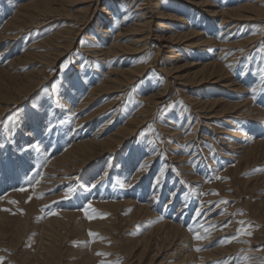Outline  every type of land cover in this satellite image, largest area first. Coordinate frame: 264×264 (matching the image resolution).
Segmentation results:
<instances>
[{"label":"rangeland","instance_id":"374dc122","mask_svg":"<svg viewBox=\"0 0 264 264\" xmlns=\"http://www.w3.org/2000/svg\"><path fill=\"white\" fill-rule=\"evenodd\" d=\"M28 1L30 0H0V33L3 35L0 40V98L5 96L10 99H16L10 103L0 99V166L11 165L10 155L13 153L15 157L25 160L29 159V162L33 163L34 167L31 166L30 177L35 174L39 167L41 169H39L40 176L44 174L45 176L36 177L37 184L33 183L40 190L37 194L31 196L33 201L28 200L23 195L20 197L19 193H22V191L20 192L19 190L18 192V189H28L23 183L13 187L12 189H15V191L10 188L12 193L7 190L6 193L0 195V214H4L3 216L5 217V222H0V261H2V264H187L189 261L181 262L182 256L176 250L177 243L181 242L182 244L180 243V245L183 246L187 242V238H192L193 244L191 246L195 249L193 251H195L196 255H198L196 259H199V261L196 260L197 263L194 262L195 264H243L245 258L248 259V264H262L264 262V154L255 153L248 159L241 160L240 162H244L243 164L234 159H229V156H231L230 152L234 151L235 147L233 148V146H236L235 144L247 146L246 141L250 137V132L252 134L255 130H258L259 133L256 132V134H261L264 137V124H262L264 122V75L260 72V69L264 68V24L251 21L248 24L228 23L222 26L221 16L207 14L209 9L216 14H221V10L223 12L235 9L258 0H205L212 6L205 8L178 0H157L155 2L161 5V9L165 14H173L174 18L171 17L172 20L163 21L164 23H170L171 31L174 32L185 27L184 25H178L175 29L171 26L176 23L180 24L179 20L182 24L184 20L191 19L192 23H188V25L191 24L189 27L193 28L189 29V31L198 32L199 30L198 34H200V37L193 39V43L199 44L204 42L205 39L211 41L207 47H203V45L196 48H188L186 47L187 45L179 47L176 51V56L181 57L178 65L181 66L184 63H200L199 65L207 63L224 64L228 76L226 78L230 80L231 86L235 87L224 89L214 87L206 77L201 80L202 78L199 76L197 80H194V82H200L198 86L197 84L191 85V83L183 84L182 81H185V77L182 78V81L175 80L174 83L173 76H169L167 78L171 82V87L168 88L164 98L162 97L155 106L147 104L144 100L151 95L150 89L152 86L159 90L166 78L163 73L164 68L172 66L168 63L167 57H174V55L159 53L156 59L158 44L152 42L151 46L145 47V50L139 53L135 59V61L139 60L144 65H148V70L145 71L144 75L138 78L133 85L120 89L119 92L105 90V92L98 93V96L94 97L91 92L104 81L110 68L115 71L118 68L129 67L131 63L125 58H111L103 55L104 52L100 51L103 47H95L96 51H92L93 48L89 47L90 45L99 46L101 44L106 47L112 38L119 33V30L123 28L120 25L123 14L128 10H135L141 2H147L146 6L151 11V16H154L152 11L153 1L136 0L135 3L131 2L132 0H96V17L94 16L89 21V26L86 25L84 27L85 30L79 33H77V30L82 29L81 24L85 21L83 18L87 17L90 11L83 13L86 14L85 16L81 13L83 16L79 18L83 19L81 22H77L78 19L75 20L74 18L80 15V13L76 12H80V10L82 12L86 7V0H62V5H59L60 9L58 7L57 9L64 13L62 12L61 14L57 11L60 13L58 17L54 16L50 19L36 18L37 13L36 10L34 13V9L28 10L29 12L26 11L28 16L22 18L23 14H19L14 17L20 6ZM174 1L178 2L180 9L177 8L172 11L169 6L170 2ZM178 4L175 3L174 5ZM123 5H127V7L124 8ZM185 9L188 11H185ZM114 19H117L118 23H115ZM99 20L103 21L102 27L97 28L95 26ZM32 22L33 24H31ZM63 28L66 30H62ZM153 29L154 31L150 35L152 39L154 38L153 34L155 35L157 32L156 27ZM165 30L168 31L167 29L163 31ZM56 32L63 34L64 38L60 37L54 41L55 43L51 41V44H45L46 41L56 35ZM105 32L108 33L107 37L109 39L107 40ZM165 33L168 34L169 32ZM76 34L78 35L74 38ZM201 37L203 39H200ZM253 37H256L255 41L252 40L247 45L238 44L244 43ZM117 39V43L121 44L122 41V44H127V39L124 36ZM72 41H74L73 44H71ZM260 41H262L261 45H259ZM222 44L223 47L224 44L230 47H224L226 50L224 52L222 51ZM47 45L51 48L47 47ZM31 52L34 55L33 58L25 62V55ZM35 55H41L40 57L43 60H39ZM45 57L50 59V64H45ZM154 60L155 64L153 63ZM190 60L192 61L191 63ZM62 64L67 65L63 71L61 70ZM229 65H231V68H229ZM188 70L190 72L186 71V69L185 71L179 70L180 73L177 75H186L187 72L190 74L193 72L191 69ZM29 72H31L36 83L30 92L20 96L10 88L8 85L9 79L4 76L17 77ZM172 83L175 86H172ZM209 90H213L214 99L230 102L233 105L249 101L248 106L252 107L250 109L255 111L259 109V111L258 113H255V111L252 113L247 109L244 110V107L239 110L240 113L233 115V118L228 120L229 122L227 118L232 116V114H226L227 116L225 115V117L221 118L220 114L219 116L215 114L217 110L213 112L209 109L200 111L196 103L205 102L203 96ZM256 93L258 98L257 96L255 97ZM90 97L93 99L91 101L93 103L84 106L86 100ZM254 97L257 99L255 100ZM252 101L254 102L253 106L252 104L250 105V103H253ZM33 105L37 107L34 108ZM107 105L109 109L101 110ZM149 105L152 108L147 112L145 107ZM254 106L256 107L254 108ZM47 110L50 111L48 112ZM262 111L263 113H261ZM44 112H47V114L45 115ZM11 113H18V122L15 125L8 124L5 127L4 118ZM135 115L138 118L145 117L146 119L144 122L141 121L123 146L112 151L104 150L105 152H101L100 150H95L93 158L85 165H81L82 167L77 170L63 169V171L61 170L62 172L58 171L60 174L58 176L54 175L55 172L53 174L44 173L46 171H44L45 165L47 168L48 164L52 162V158L55 160L61 157L63 151L65 154L71 148L70 145L85 141V139L91 138L92 134L98 141H102L103 136L104 138L110 136L116 130L124 127ZM213 115L216 118L209 119ZM254 115L257 118H254ZM171 119L172 121H170ZM47 121H49L48 124L54 123L56 125L52 132L53 135L44 131L48 125ZM248 122H252L253 126H250L252 123ZM244 123L249 124L250 127ZM106 124L107 127L105 126ZM178 124L182 129L171 132L175 126L178 127ZM251 128H253L252 131ZM233 131H238L235 138L231 137L233 136ZM142 132L147 135L141 136ZM85 133H87V136ZM186 135L187 137H185ZM64 137L68 138V140ZM177 137L181 139H177ZM149 140L153 141L155 151L153 144L148 143ZM179 140H182V142ZM38 144H43V146L40 145L39 148ZM21 145L23 146L20 147ZM28 145H31V147ZM61 147L64 149H61ZM41 150L45 153L41 154ZM26 151L28 152L27 154ZM38 156L41 157L42 161ZM178 161L181 163H178ZM184 161H186L187 166L182 164ZM179 164L181 165L179 166ZM154 165L160 167L155 168ZM42 167L44 168L42 169ZM162 169L165 176L163 175V179L161 178L162 182L155 186L154 179L160 174L159 172ZM207 174L209 177H207ZM47 176L53 180L48 178L50 180L47 181ZM42 177H46L44 178V181H47L44 183L46 185H40L39 179ZM33 178L35 179V176ZM89 182L91 184L96 183V187L88 190L86 186L91 185ZM147 182L148 184H146ZM176 185H179L177 189L175 188ZM68 187L75 188L76 192L71 198L65 199L63 198V193ZM147 191L149 192L146 193ZM184 193L187 194L185 195ZM169 194L172 195L169 196ZM12 195H15L17 200ZM180 198H184L185 202ZM126 199L129 200L127 201ZM11 201H15V203H11ZM222 201H227V203H222ZM110 203L117 204L118 207L111 210L110 207L105 209L99 206ZM88 204H91L89 211L91 219L86 217L83 211ZM138 207H146L153 214L129 220V216ZM195 210L201 211V215L197 217ZM50 212H55L56 215H50ZM16 221L18 222L16 223ZM48 221L49 225H46ZM102 221H105L102 227L104 232L96 231L97 229L93 228V225ZM240 221L244 223L241 224ZM163 222L167 225L169 223L170 226H177L186 238L184 237L183 241H180L179 238L182 236L179 234L175 240L177 243H171L170 237H165L162 232H150V229L152 231L155 226L157 227ZM204 223L210 224L211 227L205 228ZM14 224H19L20 231L23 230L20 238L15 233ZM21 225L23 226L22 229ZM190 227L204 237L203 242L202 239L197 242L194 241L193 232L189 231ZM241 228H244L245 231L241 232ZM90 232L96 235L89 236ZM144 236L150 239V247L146 251H142L143 247H145L144 243L142 246L134 247L135 242ZM50 240L52 244L49 249L52 248L53 252L48 262L44 260L47 256L46 251L44 250L43 252L40 248L46 247ZM170 244L173 245L171 246ZM220 247H223V249L231 248V250L217 257ZM197 248L200 250L197 251ZM156 252H158V255L155 254ZM98 253L105 255H98ZM203 253H210L211 256ZM151 259H153V262H150Z\"/></svg>","mask_w":264,"mask_h":264},{"label":"bare ground","instance_id":"6f19581e","mask_svg":"<svg viewBox=\"0 0 264 264\" xmlns=\"http://www.w3.org/2000/svg\"><path fill=\"white\" fill-rule=\"evenodd\" d=\"M136 0H132L131 2H135ZM137 1H140V0H137ZM145 1V0H144ZM151 1H153V13H154V16L152 15L151 16V11L149 10V8L146 6L147 5V2L145 1V2H141L137 7H136V9L135 10H128L125 14H123V16L121 17L122 18V20H121V24L120 25H122L123 26V28L122 29H120L119 30V33L115 36V37H113L112 38V40L110 41V43H108V45L105 47V46H103L102 44L101 45H99V46H96V45H90L89 47L90 48H93L92 49V51H96L95 50V47L97 48V47H103V48H101V50L100 51H102V52H104V54L103 55H107V56H109V57H111V58H113V57H120V58H125V59H127V60H129L130 62L129 63H131L130 65H129V67H124L123 69H120V68H118V69H116L115 71H112L111 70V68H110V71L109 72H107V74H106V77H105V79H104V81L98 86V87H96V89H94L91 93H92V95H94V97L95 96H98L97 94L98 93H101V92H105V90H113V91H115V92H119L120 91V89H123V88H126V87H128V86H130V85H133L134 83H135V81L136 80H138V78H140L142 75H144V73H145V71L146 70H148V65H144L142 62H139V60H137V61H135V59L138 57V54L139 53H141V52H143L144 50H145V47H147V46H151V44H152V42H154V43H157L158 44V47H157V53H156V59H157V56H159V53H165V54H169V55H171V56H173L174 55V57H167V61H168V63L170 64V65H172V66H169V67H166V68H164V70H163V73H164V75L166 76V78H165V80L163 81V83L161 84V89H160V87H159V90H157L156 88H154L153 86H152V88L150 89V91H151V95L148 97V98H146L144 101H146L147 102V104H150L151 106H155L156 104H158L159 103V101L162 99V97L164 98V96L166 95V93H167V90H168V88L169 87H171V82L168 80V78L167 77H172L173 76V82L175 83V80H177V81H182L183 79V77H185L184 79H185V81L183 80L182 82H183V84H190L191 83V85H195V84H197V86L200 84V82H198V81H195L194 82V80H197V77L199 76V77H201L202 79L201 80H203V77H206L207 79H208V81L210 80V82H211V84L212 85H214V87H219V88H231V87H234V86H231V83L229 82L230 80H228L227 78H228V76H227V73H226V69L224 68V64H217V63H207V64H203V65H199V64H185L184 62V64H180L181 66H179L178 64L180 63V61H181V57H177L176 56V51H177V49L179 48V47H181V46H184V45H187L186 47H188V48H196V47H202V46H200V45H203V47H207V45L209 44V43H211V41H209V39H205V41L204 42H202V43H199V44H195V43H193V39L194 38H196V37H200L199 35L200 34H198V32H199V30H198V32H196V31H189V29L191 30V28H193V27H189L191 24H189L188 25V23H192V20L191 19H189V20H184L183 22H182V24H181V22H180V20H179V23L180 24H174V25H171L172 27H174L175 29H176V27L179 25V26H182V25H184L185 27H183V28H181V30H176V31H171V29H170V23L168 24V23H164L163 21H165V20H172L171 19V17H173L174 18V16H172L173 14H171V15H167V14H165L163 11H162V9H161V5L158 3H155L157 0H151ZM178 1H184V2H186V3H192V4H194V5H196L197 7H201V8H205V7H212V6H210V4H208V2L207 1H205V0H178ZM231 1V0H230ZM125 2V1H124ZM176 4H178V2L177 1H174ZM174 2H170V6H169V8L173 11V10H175V9H177V8H179L180 9V6H179V4L178 5H174L175 3ZM62 3H63V1L62 0H30V1H28L27 3L25 2V4H22L21 6H20V8L18 9V11H17V13H16V15L14 16V17H17L19 14H23L22 15V18L24 17V16H28V15H26L27 14V12L26 11H28V10H31V9H34V13H35V10H36V18H39V19H50V18H53L54 16H57L58 17V14H62V12L63 11H59L58 9H57V7L59 8V5H62ZM86 7L83 9V11L81 12V10H80V12L78 11V12H76V13H80V15H81V13H82V15L83 16H85L86 14H83V13H86V12H89V14L87 15V17H84L83 19L85 20V21H83L82 22V24H81V28L82 29H80V30H77V33H79V32H81L82 30L84 31L85 29H84V27L86 26V25H88V23H89V21H91L92 20V18L95 16V14H96V12H97V3H96V0H86ZM120 3V2H119ZM136 3V2H135ZM189 3V4H190ZM243 3H245V2H243ZM248 3V2H247ZM125 4V3H124ZM151 4V3H150ZM242 4V3H241ZM241 4H239V5H241ZM128 5V4H127ZM127 5H123V7L124 8H126L127 7ZM228 5V4H227ZM104 6V5H103ZM165 6H166V4H165ZM230 8V7H229ZM234 8V7H233ZM60 9V8H59ZM101 9V8H100ZM105 9V8H104ZM113 9V8H112ZM118 9H119V5H118ZM195 9V8H194ZM224 9V8H223ZM183 10V9H182ZM208 10V9H207ZM206 10V11H207ZM217 10V9H216ZM60 12V13H58V12ZM185 11H188L187 9H185ZM29 12V11H28ZM102 12V11H101ZM64 13V12H63ZM103 14H104V12H103ZM207 14L208 15H210V14H213V15H219V16H221V25L223 26H225V24H232V23H239V24H248V23H251V21H255L256 23H262V24H264V0H258V1H256V2H254V3H248V4H244V5H242L241 7H238V8H235V9H230V10H226V11H223L222 12V10H221V14H216V13H214V12H212V11H210V9L207 11ZM35 15V14H34ZM65 15H66V13H65ZM77 15L76 16V18H74L75 20H77V22H81L83 19H79V18H82L83 16L81 15ZM31 16V15H30ZM61 17H62V15H60ZM67 16V15H66ZM201 16V15H200ZM206 16V15H205ZM34 17V16H33ZM47 17V18H46ZM60 17V18H61ZM96 17V16H95ZM119 17V16H118ZM27 18V17H26ZM35 18V17H34ZM35 18V19H36ZM65 18V17H64ZM109 18V17H108ZM117 18V17H116ZM185 18V17H184ZM13 19V18H12ZM15 19V18H14ZM28 19H29V17H28ZM59 19V18H58ZM63 19V18H62ZM69 19V18H68ZM97 19V18H96ZM183 19V18H182ZM186 19H188V18H186ZM26 21H27V19H25ZM70 20V19H69ZM115 20V19H114ZM117 20V19H116ZM114 21L115 23H118L117 21ZM119 20V19H118ZM203 20V19H202ZM205 20V19H204ZM31 21V20H30ZM29 21V22H30ZM35 21V20H34ZM38 21V20H37ZM45 21V20H44ZM43 21V22H44ZM51 21V20H50ZM211 21V20H210ZM213 21V20H212ZM218 21V20H217ZM103 22V21H102ZM102 22H101V20H99L97 23H96V26L95 27H97V28H100V27H102ZM207 22V21H206ZM209 22V21H208ZM254 22V23H255ZM42 23V22H41ZM47 23V22H46ZM55 23H56V21H55ZM28 24V23H27ZM31 24H33V22L31 23ZM49 24V23H48ZM113 24V23H112ZM216 24V23H215ZM4 25V24H3ZM111 25V24H110ZM7 26V25H6ZM27 26H29V25H27ZM89 26V25H88ZM116 26V25H115ZM110 27H112V26H110ZM109 27V28H110ZM120 27V26H119ZM154 27H156V33H155V35L153 34V36H154V38L152 39L151 37H150V35L152 34V31H154ZM235 27V26H234ZM70 28V27H69ZM6 29V28H5ZM5 29H4V31H5ZM25 29V28H24ZM72 29V28H71ZM164 29H167L168 31H163ZM170 29V30H169ZM174 29V30H175ZM62 30H66V29H62ZM73 30V29H72ZM71 30V31H72ZM92 30V29H91ZM195 30V29H194ZM261 30V29H260ZM68 31V30H67ZM70 31V30H69ZM95 31H97V30H95ZM99 31H101V30H99ZM110 31V30H109ZM210 31V30H209ZM212 31V30H211ZM235 31H237V30H235ZM5 32H7V31H5ZM66 32V31H65ZM165 32H169L168 34L167 33H165ZM61 33H63V32H61ZM171 33V34H170ZM201 33V32H200ZM73 35V34H72ZM78 34H76L75 35V37L74 38H76V36H77ZM100 35V34H99ZM229 35H230V33H229ZM3 35H1V33H0V40L3 38L2 37ZM108 33H106L105 32V37H106V40L107 39H109L108 37ZM125 37L127 40H126V43L127 44H122V41H121V44H119V43H117V41H116V39L117 38H120V37ZM225 36V35H224ZM64 38V35L63 34H59L58 32H56V35L52 38V39H50V40H48V41H46L45 42V44H51L52 42L51 41H55L56 39L58 40L59 38ZM91 37V36H90ZM259 37V36H258ZM28 38V37H27ZM87 38V37H86ZM95 38V37H94ZM206 38H207V36H206ZM261 38V37H260ZM264 38V37H263ZM67 39V38H66ZM96 39V38H95ZM200 39H203V37H201ZM211 39V38H210ZM221 39V38H220ZM255 39H256V37H253V38H251L250 40H248V41H246V42H244V43H238V44H240V45H247L250 41H252V40H254L255 41ZM5 40V39H4ZM70 41H71V39H69ZM98 40V39H97ZM101 40V39H100ZM118 40V39H117ZM104 41V40H103ZM123 41H125V40H123ZM105 42V41H104ZM198 42V41H197ZM224 42V41H223ZM228 42V41H227ZM261 42L262 41H260V44L259 45H261ZM55 43V42H54ZM59 43V42H58ZM74 43V41H72V43L71 44H73ZM95 43V42H94ZM102 43V42H101ZM106 43V42H105ZM153 43V44H154ZM216 43V42H215ZM226 43V42H225ZM212 44H214V42H212ZM57 45V44H56ZM60 45V44H59ZM256 45V44H255ZM233 46V45H232ZM238 46V45H237ZM47 47H50V46H48L47 45ZM58 47V46H57ZM60 47V46H59ZM69 47V46H68ZM185 47V48H186ZM222 47H223V44H222ZM224 47L225 48H227V47H230V46H227V44H224ZM224 47H223V50L222 51H226L225 49H224ZM51 48V47H50ZM53 48V47H52ZM64 48V47H63ZM254 48V47H253ZM252 48V49H253ZM69 50V49H68ZM190 50V49H189ZM212 50V49H211ZM60 51H61V49H60ZM199 51V50H198ZM197 51V52H198ZM207 51V50H206ZM205 51V52H206ZM249 51V50H248ZM247 51V52H248ZM57 52V51H56ZM55 52V54H57ZM203 52H204V49H203ZM63 53V52H62ZM185 53V52H184ZM187 53V52H186ZM201 53H202V51H201ZM244 53H246V52H244ZM9 54V53H8ZM182 54V53H181ZM202 54H204V53H202ZM49 55H51V54H49ZM62 55V54H61ZM226 55V54H225ZM33 56L34 55H32V52L30 53V54H26L25 55V57H26V59H25V62H28V61H30L32 58H33ZM41 55H38V56H36L35 55V57H37V58H39V60H43L41 57H40ZM58 56V55H57ZM182 57H183V55H181ZM187 56V55H186ZM186 56H184V57H186ZM1 57V56H0ZM46 59H44V62H45V64L47 65L48 63L50 64L51 62H50V59H47V57H45ZM174 58V59H173ZM182 59H184V58H182ZM189 59H191V58H189ZM230 59V58H229ZM55 61H56V59H54ZM105 60V59H104ZM210 61V60H209ZM235 61V60H234ZM192 61L190 60V63H191ZM193 62H194V60H193ZM117 63V62H116ZM120 63H121V61H120ZM128 63V62H127ZM154 64H155V60H154V62H153ZM152 63V64H153ZM202 63V62H201ZM44 64V65H45ZM45 65V66H46ZM168 65V64H167ZM197 65H199V66H197ZM50 66V65H49ZM111 66V65H110ZM122 68V67H121ZM150 68V67H149ZM185 69H186V71H188V72H190V70H188V69H191L193 72L190 74V73H188L187 72V74L186 75H184V74H180V75H177V74H179L180 73V71L179 70H181V71H185ZM81 70V69H80ZM159 70V69H158ZM105 73V72H104ZM148 73V72H147ZM247 74V73H246ZM51 75V74H50ZM82 75V74H81ZM41 76V75H40ZM86 76V75H85ZM4 77H6V78H8L9 79V83H8V85L10 86V88L13 90V91H15L18 95H22V94H24V93H28V92H30L31 90H32V88L34 87V85H35V83H36V81H35V79H34V77L31 75V72H29V73H26V74H24V75H22V76H11V77H9V76H4ZM227 77V78H226ZM249 77V76H248ZM164 79V78H163ZM250 79V78H249ZM5 80V79H4ZM69 80V79H68ZM95 80H97V79H95ZM239 81V80H238ZM94 82V81H93ZM235 82V81H234ZM247 82V81H246ZM260 82V81H259ZM91 83V82H90ZM194 83V84H193ZM238 83H240V82H238ZM248 83V82H247ZM263 84V83H262ZM70 85V84H69ZM73 85V84H72ZM236 85H237V83H236ZM235 85V86H236ZM244 85V84H243ZM249 85V84H248ZM172 86H175L173 83H172ZM252 86V85H251ZM196 87V86H195ZM254 87V86H253ZM262 87H263V85H262ZM80 88V87H79ZM84 88V87H83ZM173 88H175V87H173ZM235 88V87H234ZM256 88V87H255ZM86 89V88H85ZM92 89V88H91ZM90 89V90H91ZM215 89V88H214ZM192 90V89H191ZM238 90V89H237ZM236 90V91H237ZM242 90H244V89H242ZM69 91V90H68ZM80 91V90H79ZM122 91V90H121ZM126 91V90H125ZM146 91H148V90H146ZM195 91V90H194ZM217 91V90H216ZM245 91V90H244ZM260 91V90H259ZM72 92V91H71ZM110 92V91H109ZM108 92V93H109ZM197 92V91H196ZM212 92H213V90H209L208 92H206V95L204 94V96H203V98H204V101L205 102H200V103H196L197 104V106H198V108L200 109V111H204L205 109H209L211 112H213V111H216L217 113H215V114H217V116H219V114H220V117L222 118V117H225V115L226 114H232V116H230L229 118H227V121L228 120H230V119H232L233 118V115H237L238 114V112H239V110H241V109H243L244 107V110H249L250 112H254L255 110L254 109H250V107L251 106H248L249 104H248V102L249 101H246L245 103H243V104H238V105H233V104H231L230 102H224V101H220V100H218V99H214L213 97H214V95H212ZM67 93V92H66ZM150 93V92H149ZM216 93V92H215ZM260 93H261V91H260ZM138 94V93H137ZM144 94V93H143ZM232 94V93H231ZM243 94V93H242ZM263 94V93H262ZM76 95V94H75ZM195 95V94H194ZM222 95H223V93H222ZM240 95V94H239ZM64 96V95H63ZM140 96V95H139ZM138 96V97H139ZM187 96V95H186ZM257 96V93H256V95H255V97ZM262 96V95H261ZM93 97V96H92ZM123 97V96H122ZM255 97H254V99H255ZM263 97V96H262ZM65 98V97H64ZM75 98V97H74ZM83 98V97H82ZM81 98V99H82ZM145 98V97H144ZM224 98H226V97H224ZM228 98H230V97H228ZM257 98H258V96H257ZM256 98V99H257ZM1 100H4L5 102H13V101H15L16 99H14V98H12V99H10V98H8V97H5V96H2L1 98H0ZM66 99V98H65ZM255 99V100H256ZM93 99L90 97L88 100H86V102H85V105L84 106H86V105H89V103H93V102H91ZM203 100V99H202ZM242 100H243V97H242ZM264 100V99H263ZM262 100V101H263ZM61 101V100H60ZM64 101V100H63ZM143 101V100H142ZM190 101H192V100H190ZM201 101V100H200ZM253 102V101H252ZM258 102V101H257ZM260 102V101H259ZM35 103V102H34ZM66 103V102H65ZM195 103V102H194ZM71 104V103H70ZM78 104V103H77ZM252 104V106H253V104H254V102L253 103H250V105ZM259 104V103H258ZM262 104V103H261ZM79 105V104H78ZM92 105V104H91ZM146 106L145 107V110L148 112L152 107L151 106ZM6 106V105H5ZM45 106V105H44ZM71 106V105H70ZM258 106V105H257ZM263 106V105H262ZM109 106L107 105V106H104L101 110H105L106 108H108ZM256 106H254V108H255ZM260 107V106H259ZM111 108V107H110ZM252 108V107H251ZM47 109V108H46ZM57 109V108H56ZM109 109V108H108ZM257 109V108H256ZM8 110V109H7ZM48 111V110H47ZM50 111V110H49ZM48 111V112H49ZM51 111H53V110H51ZM141 111V110H140ZM144 111V110H143ZM142 111V112H143ZM146 111H144V112H146ZM258 111H259V109H258ZM258 111L256 110L255 111V113H258ZM264 111V110H263ZM263 111L261 112V113H263ZM103 112V111H102ZM109 112V111H108ZM117 112V111H116ZM143 112V113H144ZM37 113V112H36ZM45 113V112H44ZM140 113V112H139ZM142 113V114H143ZM240 113V112H239ZM47 114V112L45 113V115ZM57 114V113H56ZM105 114V113H104ZM104 114H103V116H104ZM130 114V113H129ZM135 114V113H134ZM242 114V113H241ZM246 114H247V111H246ZM136 115H138V114H136ZM134 116L124 127H122V128H120V129H118V130H116V132H114L113 134H111L110 136H107V135H109V134H107L106 136L107 137H105L104 138V136H103V140L102 141H98V139L97 138H95V136L92 134V137L91 138H88L87 140L85 139V141H82V142H78V143H75V144H73L72 146L70 145V149L68 150V147L66 148L68 151H66V153L64 154V151H63V154L61 155V157H59V158H57V159H55V160H53V158H52V162L50 163L49 161H48V163H50V164H48L47 166V168H46V165L45 164H47V163H45V162H42V163H45L44 165H45V168L44 167H42V169L44 168V173H50V174H53L54 172H55V176H58V175H60L59 173H58V171H63V169H68V170H77V169H79V168H81L82 166L81 165H85V163H88V161L89 160H91L92 158H93V156H94V151L95 150H100L101 152H105L104 150H115V149H117V148H119L120 146H123L125 143H126V141H127V139L128 138H130V136H132V134L134 133V131H135V129H137V126L141 123V121H145V117L144 118H138L137 116ZM211 115V114H210ZM244 115V114H243ZM257 115V114H256ZM146 116V115H145ZM214 116V115H213ZM211 116V117H209V119L211 118V120H212V118H216V116ZM227 116V115H226ZM247 116V115H246ZM245 116V117H246ZM250 116V115H249ZM49 117V116H48ZM54 117V116H53ZM64 117V116H63ZM67 117V116H66ZM237 117V116H236ZM242 117V116H241ZM256 116L254 115V118H255ZM262 117V116H261ZM103 119H104V117H102ZM113 118V117H112ZM235 118V117H234ZM239 118V117H238ZM257 118V117H256ZM259 118V117H258ZM47 119V118H46ZM62 119V118H61ZM67 119V118H66ZM95 119V118H94ZM101 119V118H100ZM177 119V118H176ZM49 120V119H48ZM111 120V119H110ZM116 120H117V118H116ZM140 120V121H139ZM175 120V119H174ZM243 120H244V118H243ZM250 120V119H249ZM255 120V119H254ZM262 120V119H261ZM52 121V120H51ZM62 121V120H61ZM89 121V120H88ZM170 121H172V119L170 120ZM46 122V121H45ZM48 122L49 121H47V124H48ZM87 122V121H86ZM93 122V121H92ZM101 122V121H100ZM176 122H177V120H176ZM229 122V121H228ZM234 122V121H233ZM242 122H245V121H242ZM247 122V121H246ZM257 122H259L258 120H257ZM172 123V122H171ZM237 123V122H236ZM248 123H252V122H248ZM85 124V123H84ZM90 124V123H89ZM88 124V125H89ZM109 124V123H108ZM228 124V123H227ZM239 124V123H238ZM244 124H247V123H244ZM259 124V123H258ZM257 124V125H258ZM262 124H264V122H262ZM223 125V124H222ZM230 125H231V123H230ZM248 126H249V124H247ZM253 126V123L252 124H250V126ZM78 126V125H77ZM106 127H107V124L105 125ZM104 126V127H105ZM241 126V125H240ZM249 126V127H250ZM260 126V125H259ZM95 127V126H94ZM112 127V126H111ZM117 127H119V126H117ZM261 127V126H260ZM263 127V126H262ZM42 128V127H41ZM56 128V127H55ZM112 128H114V127H112ZM180 125L178 124V127L177 126H175V128H173L172 129V131L171 132H175V131H179L180 130ZM185 128H187V127H185ZM194 128H195V126H194ZM244 128V127H243ZM246 128V127H245ZM255 128V127H254ZM43 129H44V126H43ZM91 129V128H90ZM182 129V128H181ZM184 129V128H183ZM252 129L253 128H251V131H252ZM86 130V129H85ZM89 130V129H88ZM45 131V130H44ZM43 131V132H44ZM63 131V130H62ZM61 131V132H62ZM73 131V130H72ZM87 131V130H86ZM94 131V130H93ZM92 131V132H93ZM89 132V131H88ZM103 132V131H102ZM243 132V131H242ZM247 132V131H246ZM249 132V131H248ZM256 132H258V130H255V132H253L252 134H251V132L249 133L250 134V137L249 138H247V141H246V144H247V146L246 145H244V144H235L236 146H233V152H230L231 153V156H229V159H234V160H236V161H241V160H245V159H248L250 156H252L253 154H255V153H257V154H264V137H263V135H259L258 133L256 134ZM38 133V132H37ZM73 133V132H72ZM91 133V132H90ZM104 133V132H103ZM188 133V132H187ZM219 133V132H218ZM221 133H223V132H221ZM233 134V136H231L232 138H235L236 137V134H238V131H233L232 132ZM263 133V132H262ZM44 134V133H43ZM59 134V133H58ZM66 134V133H65ZM79 134V133H78ZM87 133H85V135H86ZM100 134V133H99ZM172 134V133H171ZM170 134V135H171ZM174 134V133H173ZM176 134V133H175ZM52 135H53V133H52ZM55 135V134H54ZM75 135V134H74ZM84 135V136H85ZM188 135V134H187ZM187 135L185 136V137H187ZM231 135V134H230ZM235 135V136H234ZM44 136H45V134H44ZM49 136V135H48ZM67 136V135H66ZM65 136V137H66ZM73 136V135H72ZM83 136V135H82ZM87 136V135H86ZM46 137H47V134H46ZM45 137V138H46ZM64 137V138H65ZM67 137H70V136H67ZM81 137V136H80ZM100 137V136H99ZM182 137V136H181ZM188 137H189V135H188ZM242 137V136H241ZM60 138V137H59ZM63 138V137H62ZM82 138H84V137H82ZM184 138V137H183ZM230 138V137H229ZM42 139H43V137H42ZM41 139V140H42ZM47 139H48V137H47ZM65 139H67L68 140V138H65ZM65 139H63V141H65ZM72 139V138H71ZM76 139V138H75ZM80 139V138H79ZM177 139H181L180 137H177ZM243 139V138H242ZM46 140V139H45ZM52 140V139H51ZM50 140V141H51ZM77 140V139H76ZM231 140H233V139H231ZM61 141V140H60ZM176 141V140H175ZM179 141H181L182 142V140H179ZM239 141V140H238ZM236 142V141H235ZM41 143V142H40ZM58 143V142H57ZM61 143V142H60ZM71 143V142H70ZM134 143H135V141H134ZM191 143V142H190ZM226 143V142H225ZM241 143H242V140H241ZM244 143H245V140H244ZM43 144L45 145V143L43 142ZM43 144H40L41 146H43ZM50 144V143H49ZM62 144V143H61ZM64 144H65V142H64ZM170 144V143H169ZM233 144H234V142H233ZM39 145V144H38ZM40 145H39V148H40ZM47 145V144H46ZM54 145H56L55 143H54ZM66 145V144H65ZM23 145H21L20 147H22ZM29 146V145H28ZM35 146H36V144H35ZM50 146V145H49ZM59 146H61V145H59ZM190 146V145H189ZM232 146V145H231ZM33 147V146H32ZM37 147V146H36ZM54 147V146H53ZM52 147V148H53ZM56 147V146H55ZM58 147V146H57ZM65 147V146H64ZM139 147V146H138ZM186 147V146H185ZM196 147V146H195ZM194 147V148H195ZM27 148V147H26ZM51 148V149H52ZM134 148V147H133ZM29 149V148H28ZM58 149V148H57ZM61 149H64V148H62L61 147ZM60 149V150H61ZM143 150H145L144 148H142ZM149 149V148H148ZM37 150V149H36ZM42 150H44V149H42ZM42 150H41V152H42ZM136 150V149H135ZM17 151V150H16ZM31 151V150H30ZM199 151V150H198ZM197 151V152H198ZM21 152V151H20ZM33 152V151H32ZM49 152H51V151H49ZM121 152V151H120ZM150 152V151H149ZM19 153V152H18ZM28 152L26 151V154H27ZM45 152H42L41 154H44ZM148 153V152H147ZM146 153V154H147ZM157 153V152H156ZM181 153V152H180ZM190 153V152H189ZM192 153V152H191ZM194 153H196V152H194ZM16 154V153H15ZM40 154V153H39ZM100 154V153H99ZM139 154V153H138ZM145 154V153H144ZM256 154V155H257ZM25 155V154H24ZM36 155H37V153H36ZM36 155H35V159H36ZM101 155V154H100ZM148 155V154H147ZM152 155V154H151ZM174 155V154H173ZM182 155V154H181ZM228 155V154H227ZM226 155V156H227ZM1 156V155H0ZM130 156V155H129ZM128 156V157H129ZM39 157V159L41 158L40 156H38ZM151 157V156H150ZM196 157V156H195ZM201 157V156H200ZM256 157V156H255ZM261 157V156H260ZM10 158H11V160H8V161H11L12 163H11V165L9 164V166H6V167H4V166H0V195H3L4 193H6L7 192V190H9L10 191V188H11V190H14L15 191V189H12L13 187H17V186H19L20 184H24V185H26L27 186V190H25L24 192L22 191V193H19V195H20V197L23 195V196H26L27 198H28V200L30 199V200H32L33 201V199H32V195H35V194H37L40 190L39 189H37V185L36 186H34V184L33 183H35V184H37L36 183V177H35V179L33 178L35 175H33V176H31L30 177V171H31V169H32V167L31 166H33V163L32 162H29V159H23V158H19V157H15V155L13 154V153H11V155H10ZM15 158H18V159H15ZM42 158H44V157H42ZM142 158V157H141ZM182 158V157H181ZM193 158V157H192ZM34 159V160H35ZM146 159V158H145ZM175 159V158H174ZM177 159H179V158H177ZM32 160H33V158H32ZM41 160V159H40ZM43 160H45V159H43ZM125 160V159H124ZM123 160V161H124ZM147 160V159H146ZM149 160V159H148ZM256 160V159H255ZM36 161V160H35ZM42 161V160H41ZM132 161H133V159H132ZM181 161V160H180ZM233 161V160H232ZM144 162V161H143ZM157 162V161H156ZM193 162V161H192ZM258 162H259V160H258ZM3 163V162H2ZM41 163V162H40ZM40 163H38V164H40ZM136 163V162H135ZM164 163V162H163ZM175 163H177V162H175ZM178 163H181V162H179L178 161ZM177 163V164H178ZM240 163H242V162H240ZM244 163V162H243ZM242 163V164H243ZM263 163V162H262ZM7 164V163H6ZM36 164H37V162H36ZM132 164V163H131ZM149 164V163H148ZM183 165H185V166H187V163H186V161H184V163H182ZM226 164V163H225ZM252 164V163H251ZM5 165V164H4ZM134 165V164H133ZM161 165V164H160ZM181 164H179V166H180ZM198 165H199V163H198ZM202 165H204V164H202ZM213 165V164H212ZM245 165V164H244ZM139 166V165H138ZM145 166V165H144ZM155 166V165H154ZM178 166V165H177ZM201 166V165H200ZM199 166V167H200ZM241 166V165H240ZM34 167V166H33ZM122 167V166H121ZM125 167V166H124ZM127 167H129V166H127ZM158 167H160V166H158ZM158 167H156L155 166V168H158ZM203 167V166H202ZM244 167V166H243ZM142 168H143V166H142ZM141 168V169H142ZM149 168V167H148ZM147 168V169H148ZM150 168H151V166H150ZM162 168V167H161ZM160 168V169H161ZM39 169H40V167H39ZM108 169V168H107ZM121 169V168H120ZM127 169V168H126ZM185 169V168H184ZM200 169V168H199ZM202 169V168H201ZM204 169V168H203ZM215 169V168H214ZM239 169V168H238ZM41 170V169H40ZM122 170V169H121ZM156 170V169H155ZM158 170V169H157ZM163 170V169H162ZM32 171H34V170H32ZM61 171V172H62ZM70 171V172H71ZM137 171H138V169H137ZM152 171V170H151ZM154 171V170H153ZM127 172V171H126ZM203 172V171H202ZM215 172V171H214ZM213 172V173H214ZM34 173V172H33ZM42 173V172H41ZM44 173H42V174H44ZM144 173V172H143ZM153 173V172H152ZM160 173V172H159ZM171 173V172H170ZM88 174V173H87ZM115 174V173H114ZM117 174V173H116ZM149 174H151V173H149ZM197 174V173H196ZM201 174V173H200ZM209 174V173H208ZM208 174H207V177H209L208 176ZM220 174V173H219ZM234 174V173H233ZM133 175H135V174H133ZM152 175V174H151ZM194 175V174H193ZM41 176H45V174L44 175H41ZM41 176H39V177H41ZM54 176V177H55ZM110 176V175H109ZM108 176V177H109ZM120 176V175H119ZM143 176V175H142ZM150 176V175H149ZM165 176V175H164ZM170 176H171V174H170ZM192 176V175H191ZM190 176V177H191ZM156 177V176H155ZM174 177V176H173ZM172 177V178H173ZM43 178V179H42ZM42 178H38L39 180H40V185H43L44 183H45V181H44V178H46V177H42ZM48 178H50L49 176H47V181L48 180H50V179H48ZM90 178V177H89ZM106 178V177H105ZM110 178V177H109ZM169 178V177H168ZM42 179V180H41ZM126 179V178H125ZM141 179V178H140ZM148 179V178H147ZM163 179V178H162ZM51 180H53V179H51ZM111 180V179H110ZM146 180V179H145ZM172 180V179H171ZM174 180V179H173ZM38 181V180H37ZM42 181V182H41ZM46 181V182H47ZM90 181V180H89ZM126 181V180H125ZM134 181V180H133ZM132 181V182H133ZM84 182V181H83ZM132 182H130V183H132ZM162 182V181H161ZM164 182V181H163ZM170 182V181H169ZM172 182V181H171ZM174 182V181H173ZM39 183V182H38ZM42 183V184H41ZM141 183V182H140ZM175 183H177V182H175ZM179 183V182H178ZM84 184V183H83ZM86 184V183H85ZM89 184H91L90 182H89ZM96 184V183H95ZM143 184V183H142ZM146 184H148V182L146 183ZM30 185V186H29ZM44 185H46V184H44ZM132 185H134V184H132ZM162 185V184H161ZM171 185H172V183H171ZM98 186V185H97ZM139 187H140V185H138ZM156 186V185H155ZM169 186H170V184H169ZM174 186V185H173ZM179 186V185H178ZM177 185L175 186V188L177 189V187H178ZM201 186V185H200ZM42 187V186H41ZM127 187V186H126ZM137 187V186H136ZM148 187V186H147ZM153 187V186H152ZM38 188H40V187H38ZM46 188H48V187H46ZM85 188V187H84ZM155 188H157V187H155ZM174 188V189H175ZM101 189V188H100ZM149 189V188H148ZM183 189V188H182ZM147 190V189H146ZM43 191V190H42ZM150 191V190H149ZM149 191H147L146 193H148ZM159 191V190H158ZM178 191H179V189H178ZM177 191V192H178ZM11 192V191H10ZM18 192H19V189H18ZM21 192V191H20ZM45 192V191H44ZM88 192V191H87ZM151 192V191H150ZM12 193V192H11ZM128 193V192H127ZM142 193H143V191H142ZM158 193V192H157ZM41 194H43V193H41ZM185 195L187 194V193H184ZM153 195V194H152ZM172 195V194H171ZM170 194H169V196H171ZM16 196H18L17 194H16ZM90 196V195H89ZM141 196V195H140ZM178 196V195H177ZM180 196V195H179ZM12 197H14L15 198V195L13 196L12 195ZM46 197V196H45ZM93 197V196H92ZM154 197V196H153ZM175 197V196H174ZM185 197H187V196H185ZM19 198V197H18ZM34 198H35V196H34ZM80 198V197H79ZM138 198V197H137ZM182 198V197H181ZM180 198V199H181ZM16 199V198H15ZM20 199V198H19ZM141 199V198H140ZM150 199V198H149ZM151 199H154V198H151ZM173 199H175V198H173ZM177 199V198H176ZM184 199V198H183ZM183 199H181V200H183ZM17 200V199H16ZM21 200V199H20ZM83 200V199H82ZM127 200V199H126ZM125 200V201H126ZM129 200V199H128ZM127 200V201H128ZM139 200V199H138ZM172 200V199H171ZM188 200V199H187ZM31 201V202H32ZM80 201V200H79ZM84 201V200H83ZM101 201V200H100ZM154 201V200H153ZM184 201V200H183ZM17 202V201H16ZM30 202V201H29ZM28 202V203H29ZM99 202V201H98ZM140 202V201H139ZM150 202H152V201H150ZM176 202V201H175ZM174 202V203H175ZM185 202V201H184ZM188 202H190V201H188ZM27 203V204H28ZM123 203V202H122ZM127 203V202H126ZM131 203V202H130ZM133 203V202H132ZM146 203H147V200H146ZM171 203V202H170ZM124 204V203H123ZM127 204H129V203H127ZM145 204V203H144ZM153 204V203H152ZM181 204V203H180ZM179 204V205H180ZM120 205V204H119ZM146 205V204H145ZM149 205V204H148ZM183 205H185V204H183ZM182 205V206H183ZM24 206V205H23ZM99 206H101V208H105V209H107V208H111V210L112 209H116L117 207H118V205L117 204H101V205H99ZM153 206V205H152ZM167 206V205H166ZM165 206V207H166ZM173 206V205H172ZM181 206V207H182ZM16 207V206H15ZM120 207V206H119ZM155 207V206H154ZM168 208V207H167ZM17 209H19V208H17ZM34 209V208H33ZM67 209V208H66ZM150 209H151V206H150ZM150 209H148V208H146V207H138V208H136L135 209V211L129 216V220H133V219H135V218H137V217H144V216H148L149 214H151V211H150ZM184 209V208H183ZM200 209H201V207H200ZM154 210V209H153ZM181 210V209H180ZM4 211V210H3ZM20 211V210H19ZM115 211V210H114ZM155 211V210H154ZM164 211V210H163ZM187 211V210H186ZM196 211V210H195ZM206 211H207V209H206ZM178 212H180V211H178ZM182 212V211H181ZM201 212V211H200ZM163 213V212H162ZM116 214H117V212H116ZM153 214V213H152ZM151 214V215H152ZM180 214V213H179ZM181 214H183V213H181ZM4 215V214H3ZM2 214H0V222H5V217L3 216ZM16 215V214H15ZM34 215V214H33ZM181 216V215H180ZM183 216V215H182ZM207 216V215H206ZM47 217V216H46ZM99 217H100V215H99ZM161 217V216H160ZM176 217H178V216H176ZM209 217V216H208ZM212 217V216H211ZM163 218V217H162ZM185 218H186V216H185ZM26 219V218H25ZM119 219V218H118ZM158 219H161V218H158ZM183 219H184V217H183ZM212 219V218H211ZM137 220V219H136ZM161 220H163V219H161ZM160 220V221H161ZM205 220V219H204ZM207 220V219H206ZM23 221H24V219H23ZM153 221V220H152ZM154 221H155V219H154ZM173 221H174V219H173ZM179 221L181 222V220L179 219ZM18 221H16V223H17ZM104 222L105 221H102L101 223H96L95 225H93V228H95V229H97L96 231H102V232H104V230L102 229V227L104 226L103 224H104ZM122 222V221H121ZM132 222V221H131ZM162 222V221H161ZM164 222H165V219H164ZM164 222L163 223H160V225L159 226H155V229H152V231H151V229H150V232H153L154 233V231H157V232H162V234L165 236V237H167V238H169L170 237V241H171V243H174V242H176L175 240H176V238H177V235H179V234H181V238H179L180 239V241H183V239H184V237L185 236H183L182 234V232H181V230L177 227V226H170L169 225V223H168V225L167 224H164ZM207 222V221H206ZM209 222V221H208ZM227 222V221H226ZM19 223H20V221H19ZM21 223H22V221H21ZM123 223V222H122ZM154 223V222H153ZM152 223V224H153ZM182 223V222H181ZM23 224V223H22ZM60 224V223H59ZM130 224V223H129ZM157 224V223H156ZM171 224V223H170ZM180 224V223H179ZM191 224V223H190ZM197 224V223H196ZM205 224V223H204ZM11 225V224H10ZM15 225V224H14ZM46 225H49V221L47 222V224ZM173 225V224H172ZM176 225V224H175ZM178 225V224H177ZM181 225V224H180ZM22 226V225H21ZM151 226V225H150ZM189 226V225H188ZM20 226H19V224H17V225H15V233H16V235L20 238V234H21V232L23 231H20V228H19ZM202 227H204V226H202ZM209 227H211V225L210 224H205V228H209ZM23 228V226L21 227V229ZM182 228V227H181ZM201 228V227H200ZM25 229V228H24ZM13 230V229H12ZM201 230V229H200ZM11 232V231H10ZM13 232V231H12ZM157 232H155V233H157ZM198 232V231H197ZM13 234H14V232H13ZM150 234V233H149ZM193 234V233H192ZM162 235V236H163ZM184 235H186V234H184ZM188 235V234H187ZM217 235V234H216ZM16 237V236H15ZM14 237V238H15ZM150 237H152V236H150ZM158 237V236H157ZM188 237V236H187ZM53 238V237H52ZM164 238V237H163ZM186 238V237H185ZM193 238H194V236H193ZM16 239V238H15ZM211 239V238H210ZM149 238H147V236H144V237H142L141 239L139 238V240H137L135 243V246L134 247H138V246H142V244L144 243V245H145V247H143V249H142V251H146V249L148 248V247H150V243H149ZM11 241V240H10ZM48 241V240H47ZM186 243H185V245H183V246H181L180 245V243L181 242H179V244L177 243V248H176V250H178V252L181 254V256H182V261L181 262H186V261H189L187 264H195V263H197V261H199V259H196V257L198 256V255H196V253H195V251H193V250H195V249H193L192 248V244H193V240H192V238H187L186 239ZM194 241L195 242H197V240H195L194 239ZM204 240L202 239V242H203ZM206 242V241H205ZM207 243V242H206ZM48 244V245H47ZM46 244V247H42V248H40L43 252H44V250L46 251V253H47V256H46V258L44 259V260H46V261H48L49 262V258H50V255L52 254V252H53V249L51 248V249H49L50 248V246H51V244H52V241L50 240V242H48ZM182 244V243H181ZM164 245V244H163ZM171 246L173 245V244H170ZM165 246V245H164ZM166 246H168V245H166ZM157 248V247H156ZM163 248V247H162ZM160 249V248H159ZM220 249V251L217 253V257H218V255H221V254H223V253H226V252H229L230 250H231V248H224L223 249V247H220L219 248ZM233 250V249H232ZM216 251V250H215ZM175 252V251H174ZM210 252V251H209ZM205 253H207V252H205ZM205 253H203V254H205ZM156 255H158V252H156L155 253ZM203 254H202V256H203ZM212 254V253H211ZM215 254V253H214ZM213 254V255H214ZM92 255H93V253H92ZM200 255V254H199ZM205 255H210V253H208V254H205ZM205 255H204V257H205ZM179 256V255H178ZM211 256V255H210ZM215 256V255H214ZM32 257V256H31ZM171 257V256H170ZM181 258V257H180ZM203 258V257H202ZM154 259V258H153ZM153 259H151L150 260V262H153ZM205 259H208V258H205ZM197 260V261H196ZM45 262V261H44ZM193 262V263H192ZM195 262V263H194ZM46 263V262H45ZM216 263V262H215ZM186 264V263H185ZM200 264V263H199Z\"/></svg>","mask_w":264,"mask_h":264},{"label":"snow or ice","instance_id":"6c2138e0","mask_svg":"<svg viewBox=\"0 0 264 264\" xmlns=\"http://www.w3.org/2000/svg\"><path fill=\"white\" fill-rule=\"evenodd\" d=\"M66 67H67V65L62 64V66H61V70L63 71ZM229 68H231V65H229ZM260 72H261L262 75H264V68H261V69H260ZM253 91H255V90L253 89ZM33 107L35 108V107H37V106H36V105H33ZM4 120H5V127H7L8 124L15 125V124L18 122V113H11V114H9L8 116H6V117L4 118ZM55 127H56V125H55L54 123H49V124L45 127V132L48 133V134H51V133L53 132V130H54ZM140 135H141V136H145V135H147V134L142 132ZM148 143H149V144H153V141H152V140H149ZM29 147H31V145H29ZM37 147H38V146H37ZM153 149H154V151H155V145H154V144H153ZM34 175H35V177H39V176H40V171H39L38 168H37V171L35 172ZM163 175H164L163 170H161L160 174L154 179V185H159V184L161 183V178L163 177ZM37 182H38V181H37ZM121 186L123 187V185H121ZM95 187H96V184H95V183L86 186V188H87L88 190H91L92 188H95ZM19 190H20V191H24L25 189H24V188H21V189H19ZM75 192H76V189H75V188H73V187H68V188L65 190V192L63 193V198H65V199L71 198V196H72ZM11 203H15V201H11ZM222 203H227V201H222ZM90 209H91V204H88V205L83 209V211H84V213H85V216H86V217H89V218L91 219L92 217L89 215V211H90ZM93 211H94V210H93ZM49 214H50V215H56L55 212H50ZM195 215L198 217V216L201 215V212H200V211H196V212H195ZM240 223L243 224L244 222H243V221H240ZM189 231H190V232H193L194 239L197 240V241H199V240H201V239L204 238L199 232L195 231V229H193V228H191V227L189 228ZM240 231H241V232H244L245 230H244V228H241ZM95 235H96L95 233H91V232L89 233V236H95ZM196 250L199 251L200 249L197 248ZM98 255H105V254H103V253H98ZM0 264H2V261H0ZM243 264H248V259H247V258L244 259ZM262 264H264V262H262Z\"/></svg>","mask_w":264,"mask_h":264}]
</instances>
